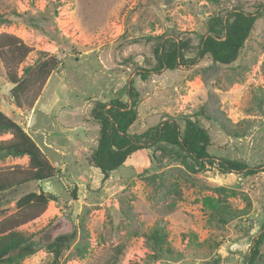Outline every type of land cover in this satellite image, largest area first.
<instances>
[{"label": "rangeland", "instance_id": "obj_1", "mask_svg": "<svg viewBox=\"0 0 264 264\" xmlns=\"http://www.w3.org/2000/svg\"><path fill=\"white\" fill-rule=\"evenodd\" d=\"M263 2L0 0V15L6 18L0 34H14L33 48L20 75L40 52L63 61L27 114L15 106L13 85L0 66V111L25 129L56 168L54 178L29 186L54 200L21 230L41 233L45 242L77 233L57 263L40 250L21 264L245 263L264 224L263 171L253 176L221 173L207 164L193 173L150 148L105 179L91 164L100 126L90 114L96 101L109 102L132 81L143 101L131 133L143 132L166 115L195 116L211 136L212 156L263 165L264 8L231 65L205 57L146 81L139 76V68L148 70L146 60L153 57L154 41L148 37L172 30L206 34L212 17L226 16L236 7L254 14ZM14 11L47 13L52 22L48 33L55 36L27 27L12 16ZM191 36L194 49L186 53L188 59L198 54V39ZM122 99L129 102L126 95ZM10 138L0 133L1 140ZM28 164V157L3 155L0 170ZM14 211L15 200L0 205V220ZM162 228L163 244L155 239ZM258 264H264V247Z\"/></svg>", "mask_w": 264, "mask_h": 264}, {"label": "trees", "instance_id": "obj_2", "mask_svg": "<svg viewBox=\"0 0 264 264\" xmlns=\"http://www.w3.org/2000/svg\"><path fill=\"white\" fill-rule=\"evenodd\" d=\"M263 8L264 2L257 6L254 14L236 7L226 16H214L209 21L206 34L172 30L170 34L148 37L147 40L154 41L153 57L146 60L148 70L139 68V76L146 81L152 74H160L164 70L174 71L181 67L189 68L205 57L211 58L218 65H231L238 60L256 21L263 14ZM12 16L27 27L50 35L47 27L52 22L47 13L26 16L14 11ZM4 21L6 18L0 15V22ZM191 35L198 39V54L195 58L188 59L186 53L194 49ZM32 51L33 48L20 37L5 32L0 34V66L8 82L13 85L11 96L15 106L26 114L34 108L52 73L63 64L58 55L40 52L36 61L24 66L20 75V68ZM124 95L129 102L123 101ZM142 101V93L131 81L119 89L109 102L94 103L90 116L99 124L100 131L97 147L91 155V164L100 170L105 179L131 157L150 148L157 150L162 159L180 161L193 173L204 169L207 164L217 166L221 173L253 176L264 172V164L251 167L241 161L212 156L209 153L211 136L194 119L195 116L166 115L159 123L143 132L131 133L130 130L139 117ZM0 133L11 135L10 139H0V159L3 155L29 159L26 167L15 165L0 170V205L15 200V211L0 220V264H21L40 250L52 254L57 263L74 241L77 234L75 231L45 242L41 233L29 234L21 230L24 225L42 216L50 201L54 200L52 195L42 190L30 191L29 186L51 180L56 175V168L25 129L1 111ZM72 196L77 199L75 189ZM161 232L155 239L163 244L162 240L166 236L164 228ZM263 247L264 224L244 264H258L263 257Z\"/></svg>", "mask_w": 264, "mask_h": 264}, {"label": "bare ground", "instance_id": "obj_3", "mask_svg": "<svg viewBox=\"0 0 264 264\" xmlns=\"http://www.w3.org/2000/svg\"><path fill=\"white\" fill-rule=\"evenodd\" d=\"M51 206H52V204H51ZM50 213V212H49ZM49 216V215H48Z\"/></svg>", "mask_w": 264, "mask_h": 264}, {"label": "crops", "instance_id": "obj_4", "mask_svg": "<svg viewBox=\"0 0 264 264\" xmlns=\"http://www.w3.org/2000/svg\"><path fill=\"white\" fill-rule=\"evenodd\" d=\"M37 143V142H36ZM42 149V148H41ZM44 152V151H43Z\"/></svg>", "mask_w": 264, "mask_h": 264}]
</instances>
